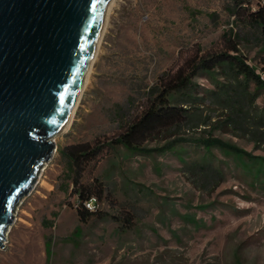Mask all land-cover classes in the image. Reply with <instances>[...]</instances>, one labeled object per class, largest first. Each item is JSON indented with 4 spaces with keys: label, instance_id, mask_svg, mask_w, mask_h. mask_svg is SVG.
<instances>
[{
    "label": "rangeland",
    "instance_id": "1",
    "mask_svg": "<svg viewBox=\"0 0 264 264\" xmlns=\"http://www.w3.org/2000/svg\"><path fill=\"white\" fill-rule=\"evenodd\" d=\"M233 4L113 0L70 125L16 208L0 264H264V89L249 84L252 100L231 113L206 92L225 83L219 73L192 78L191 119L156 132L145 153L114 147L95 165L104 197L86 223L61 154L116 137L146 108L148 91L228 40L264 79V37Z\"/></svg>",
    "mask_w": 264,
    "mask_h": 264
},
{
    "label": "water",
    "instance_id": "2",
    "mask_svg": "<svg viewBox=\"0 0 264 264\" xmlns=\"http://www.w3.org/2000/svg\"><path fill=\"white\" fill-rule=\"evenodd\" d=\"M110 0H0V248L68 126Z\"/></svg>",
    "mask_w": 264,
    "mask_h": 264
},
{
    "label": "trees",
    "instance_id": "3",
    "mask_svg": "<svg viewBox=\"0 0 264 264\" xmlns=\"http://www.w3.org/2000/svg\"><path fill=\"white\" fill-rule=\"evenodd\" d=\"M232 13L260 30L264 37V4L257 6L254 11H245L240 7L239 0H234ZM216 73L225 79V83L215 81L216 90L206 92L231 113L245 110L246 103L252 98V94L248 92L249 84L257 91L264 89V79L257 75L239 54L237 44L228 40L223 51L200 57L190 65L187 73L179 71L168 81L164 80L162 87L158 86L148 91L151 100L146 108L133 120L125 123L116 137L102 143L84 142L63 147L61 154L67 160L71 193L75 196L74 207L80 223H86L88 218L94 215L97 201L104 197L102 184L91 177L93 168L100 159L112 148L119 146L130 153H145L143 144L156 132L191 119V115L188 114L190 109L184 106L195 105L199 100L195 94L197 86L192 83V78L206 74L214 79ZM263 117L264 112L259 116V120ZM209 146L211 145L208 142L203 143L205 152ZM262 170L264 161L257 173L260 174ZM211 172L216 178V172L213 169ZM209 176L211 177V174ZM91 201L95 204L89 209L86 204Z\"/></svg>",
    "mask_w": 264,
    "mask_h": 264
},
{
    "label": "bare ground",
    "instance_id": "4",
    "mask_svg": "<svg viewBox=\"0 0 264 264\" xmlns=\"http://www.w3.org/2000/svg\"><path fill=\"white\" fill-rule=\"evenodd\" d=\"M112 3H113V0H110L109 8L111 7ZM108 11H109V10H108ZM106 19H107V17H106ZM105 23H106V22H105ZM105 27H106V24H104V26H103V29H102V32H101V35H100V38H99V41H98V44H97V47H96L95 53H94V56H93V58H92V62H91L90 68H89V70H88V73H87V75H86V79H85L84 84H83L82 87H84V85H85L87 79L89 78V74H90V72H91V70H92V66H93L94 61H95V59H96L97 52H98V47H99V45H100V43H101V40H102V36H103V32H104V30H105ZM81 91H82V89H81ZM79 96H80V95H79ZM79 96H78V98H79ZM77 102H78V99H77ZM77 102H76L75 105H74V108H73V111H72V113H71V116H70V120H69L68 126L70 125V122H71V120H72V114H73L74 109H75V107H76V105H77ZM68 126L66 127V129L68 128ZM66 129H65L62 133H64V132L66 131ZM62 133H61V134H62ZM58 135H60V134H58ZM58 135H56V136L53 137V142H54V143H56V140H57V136H58Z\"/></svg>",
    "mask_w": 264,
    "mask_h": 264
},
{
    "label": "built area",
    "instance_id": "5",
    "mask_svg": "<svg viewBox=\"0 0 264 264\" xmlns=\"http://www.w3.org/2000/svg\"><path fill=\"white\" fill-rule=\"evenodd\" d=\"M260 4H264V0H239L240 7L245 11H254ZM92 202L86 204V207L90 209Z\"/></svg>",
    "mask_w": 264,
    "mask_h": 264
}]
</instances>
